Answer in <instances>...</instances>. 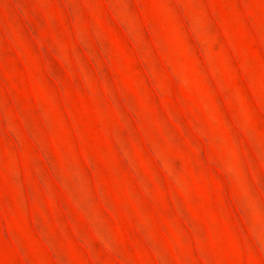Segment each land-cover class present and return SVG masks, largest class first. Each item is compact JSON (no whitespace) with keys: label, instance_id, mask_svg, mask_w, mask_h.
I'll use <instances>...</instances> for the list:
<instances>
[{"label":"rangeland","instance_id":"1","mask_svg":"<svg viewBox=\"0 0 264 264\" xmlns=\"http://www.w3.org/2000/svg\"><path fill=\"white\" fill-rule=\"evenodd\" d=\"M0 264H264V0H0Z\"/></svg>","mask_w":264,"mask_h":264}]
</instances>
